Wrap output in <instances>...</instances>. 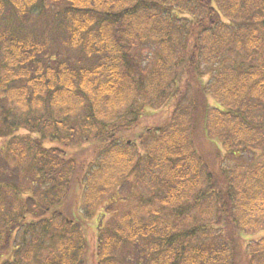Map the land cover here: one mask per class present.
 Wrapping results in <instances>:
<instances>
[{
    "label": "trees",
    "instance_id": "obj_1",
    "mask_svg": "<svg viewBox=\"0 0 264 264\" xmlns=\"http://www.w3.org/2000/svg\"><path fill=\"white\" fill-rule=\"evenodd\" d=\"M0 140V264H264V0H0Z\"/></svg>",
    "mask_w": 264,
    "mask_h": 264
},
{
    "label": "rangeland",
    "instance_id": "obj_2",
    "mask_svg": "<svg viewBox=\"0 0 264 264\" xmlns=\"http://www.w3.org/2000/svg\"><path fill=\"white\" fill-rule=\"evenodd\" d=\"M137 51H138L137 59L140 62H143L146 64L154 63L156 59V53H155V49L153 46L151 45L139 46ZM209 103H211V100H209ZM156 115L160 116V118H164L165 116H167L168 108L166 107V105L165 107H162L161 111L157 112ZM157 116H154V119ZM151 120H153L152 116L142 117V119L138 122V125H139L138 128L142 129L144 127H147ZM122 137L126 140V133H123L121 135V138ZM4 142L5 140H0V147L4 144ZM76 151L77 152L81 151V148H78L77 150L76 149L71 150L69 151V153L73 154ZM129 181L131 182V180ZM139 193H140L139 190L134 192V190L130 189L129 182H125V181L120 182L119 184L115 186V188L112 191L113 200L111 201L107 197L109 193L104 198H102L101 201H99L98 204L96 205L93 215L90 218V220H88V223L95 231V228L96 229L102 228L110 224L111 222L115 223L116 222L115 217L122 215L126 211H135L137 213H140L142 208H141V204H139L138 202V199L142 195H140ZM144 210H145V213H147L150 216H152L154 213L153 208L150 207L148 204L145 205ZM155 214L156 213H154L153 216H155ZM262 234H264V232ZM93 239H94V236H93Z\"/></svg>",
    "mask_w": 264,
    "mask_h": 264
}]
</instances>
